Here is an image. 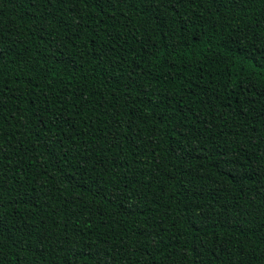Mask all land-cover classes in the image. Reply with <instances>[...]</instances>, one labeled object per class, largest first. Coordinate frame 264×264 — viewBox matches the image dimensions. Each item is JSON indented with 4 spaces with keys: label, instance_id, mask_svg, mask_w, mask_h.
I'll return each instance as SVG.
<instances>
[{
    "label": "trees",
    "instance_id": "obj_1",
    "mask_svg": "<svg viewBox=\"0 0 264 264\" xmlns=\"http://www.w3.org/2000/svg\"><path fill=\"white\" fill-rule=\"evenodd\" d=\"M0 264H264V0H0Z\"/></svg>",
    "mask_w": 264,
    "mask_h": 264
}]
</instances>
